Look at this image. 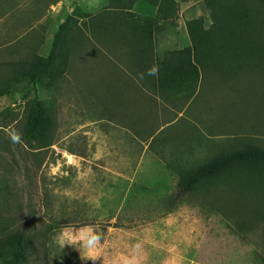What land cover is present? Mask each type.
I'll return each instance as SVG.
<instances>
[{
    "label": "rangeland",
    "instance_id": "obj_1",
    "mask_svg": "<svg viewBox=\"0 0 264 264\" xmlns=\"http://www.w3.org/2000/svg\"><path fill=\"white\" fill-rule=\"evenodd\" d=\"M176 1L177 19L156 36L157 59L190 44L188 20L212 24L204 0ZM107 5L0 0V87H15L0 98V114L10 107L22 119L35 94L58 113L55 145L40 154L20 141L22 122L0 129V211L8 207L37 236L31 264H264V226L243 232L246 214L233 208L247 201V213L258 198L218 187L173 201L180 172L246 140L264 146L263 71L205 76L192 96L153 113L133 102L141 83L130 72V47L88 24L55 88L14 80L7 63L47 56L69 16L82 24L81 15ZM155 13L137 3L128 16Z\"/></svg>",
    "mask_w": 264,
    "mask_h": 264
},
{
    "label": "trees",
    "instance_id": "obj_2",
    "mask_svg": "<svg viewBox=\"0 0 264 264\" xmlns=\"http://www.w3.org/2000/svg\"><path fill=\"white\" fill-rule=\"evenodd\" d=\"M137 3L153 7L156 10L154 18H130L128 14L133 12ZM204 4L209 11L211 26H205L204 18L188 20L186 29L191 45L167 52L163 59H157L156 36L164 28L160 25L177 19L179 3L176 0H108L101 13L81 15L84 16L82 24L77 14L61 23L47 56L33 55L6 65L14 80H25L28 89L36 90L38 86L55 88L68 74L73 53L82 45V33L91 24L106 33L114 32L118 41L130 47V72L141 85L150 86L163 97L177 93L192 96L205 76L221 78L251 69L264 72V0H204ZM14 91L13 85L0 87V98ZM24 106L22 119L11 112L10 107L0 114L3 119L1 131L22 122L20 141L32 153L40 154L51 149L59 128L57 110L41 101L37 94ZM8 117L10 121L4 123ZM218 187L236 191L234 193L238 196L258 198L257 204L247 213V201L234 203L233 208L237 206L239 213L246 214L247 218L238 223L243 232L262 229L264 146L246 140L232 150L217 153L192 169L180 172L173 201ZM36 243L37 236L28 227L19 226L10 216L8 207H2L0 264H31ZM51 264L67 263L65 259H54Z\"/></svg>",
    "mask_w": 264,
    "mask_h": 264
},
{
    "label": "crops",
    "instance_id": "obj_3",
    "mask_svg": "<svg viewBox=\"0 0 264 264\" xmlns=\"http://www.w3.org/2000/svg\"><path fill=\"white\" fill-rule=\"evenodd\" d=\"M190 45H191V42L188 46ZM157 51L158 50H156V54H157ZM133 91H134V96L136 97V99H134L133 102L135 101V104H137V106L138 104L143 105L142 109H146V108L152 109L153 113H155L156 110H158L159 104H162V103L164 104V102H172V101L173 103H177L180 100V98H186L190 96V94H187V93H177V94L166 95L165 97H163L158 93L157 90L152 89L150 86H143V84L141 85L140 89L134 88ZM141 94L142 96L144 95V98L142 99V101L138 103Z\"/></svg>",
    "mask_w": 264,
    "mask_h": 264
}]
</instances>
